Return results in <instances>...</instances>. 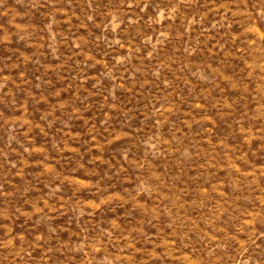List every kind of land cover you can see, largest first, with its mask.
<instances>
[{"label": "rangeland", "instance_id": "obj_1", "mask_svg": "<svg viewBox=\"0 0 264 264\" xmlns=\"http://www.w3.org/2000/svg\"><path fill=\"white\" fill-rule=\"evenodd\" d=\"M0 264H264V0H0Z\"/></svg>", "mask_w": 264, "mask_h": 264}]
</instances>
